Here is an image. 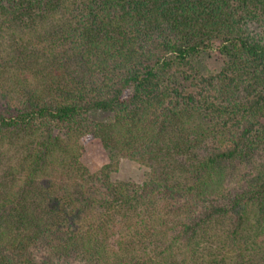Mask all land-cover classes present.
<instances>
[{"label": "trees", "instance_id": "16d2710c", "mask_svg": "<svg viewBox=\"0 0 264 264\" xmlns=\"http://www.w3.org/2000/svg\"><path fill=\"white\" fill-rule=\"evenodd\" d=\"M73 261L264 264V0H0V264Z\"/></svg>", "mask_w": 264, "mask_h": 264}, {"label": "rangeland", "instance_id": "374dc122", "mask_svg": "<svg viewBox=\"0 0 264 264\" xmlns=\"http://www.w3.org/2000/svg\"><path fill=\"white\" fill-rule=\"evenodd\" d=\"M215 46L205 51L199 58L196 59L199 70L204 75L220 72L226 62L225 56L219 52V48ZM93 117L99 120H109L112 117L111 113L100 112L93 114ZM83 154L82 161L92 170H97L103 165L111 161L108 150L104 147L102 141L98 137H86L82 141ZM118 164L116 171L111 173V177L115 181H136L140 182L147 178L149 174V167L133 161L127 157L119 155L117 157ZM66 264H80L77 261L69 262Z\"/></svg>", "mask_w": 264, "mask_h": 264}]
</instances>
